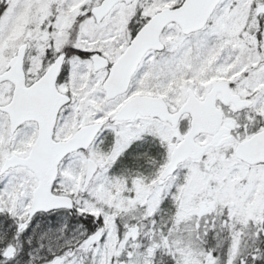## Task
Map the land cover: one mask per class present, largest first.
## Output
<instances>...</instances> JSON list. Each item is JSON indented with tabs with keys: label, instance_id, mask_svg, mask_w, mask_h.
Returning a JSON list of instances; mask_svg holds the SVG:
<instances>
[{
	"label": "snow or ice",
	"instance_id": "6c2138e0",
	"mask_svg": "<svg viewBox=\"0 0 264 264\" xmlns=\"http://www.w3.org/2000/svg\"><path fill=\"white\" fill-rule=\"evenodd\" d=\"M0 264H264V0H0Z\"/></svg>",
	"mask_w": 264,
	"mask_h": 264
}]
</instances>
